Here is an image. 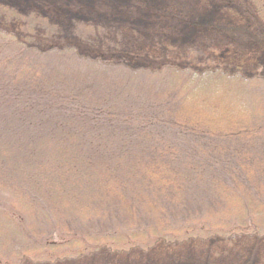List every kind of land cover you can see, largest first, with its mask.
Segmentation results:
<instances>
[{
    "label": "rangeland",
    "instance_id": "obj_1",
    "mask_svg": "<svg viewBox=\"0 0 264 264\" xmlns=\"http://www.w3.org/2000/svg\"><path fill=\"white\" fill-rule=\"evenodd\" d=\"M19 25L32 49L0 44V121L10 124L0 142L27 162L1 164L0 264H35L22 253L44 252L46 242L67 236L66 226L82 237L118 236L161 226L160 217L173 227L208 221L228 189L264 201L262 132L246 142L213 138L173 117L187 80L176 69L264 79V0H0V30ZM22 69L41 77L26 84L14 72ZM38 87L56 96L39 97ZM67 138L74 143L60 146ZM64 149L92 163L81 172L93 178L87 195L99 176L109 187L98 218L51 210L47 191L66 165L34 168ZM154 168L175 185L151 184L145 174ZM40 174L47 182L35 181L38 190L30 177ZM21 197L31 206L24 214L11 206ZM57 264H264V243L159 245Z\"/></svg>",
    "mask_w": 264,
    "mask_h": 264
},
{
    "label": "trees",
    "instance_id": "obj_2",
    "mask_svg": "<svg viewBox=\"0 0 264 264\" xmlns=\"http://www.w3.org/2000/svg\"><path fill=\"white\" fill-rule=\"evenodd\" d=\"M14 29V28H13ZM13 31V32H11ZM10 34H4L0 30V44L17 47L22 51L32 49L28 44V30L23 25L11 30ZM0 39V40H2ZM177 77H183L186 84L181 87V105L179 112L174 117L176 126L188 129L193 133L221 138L226 140L251 141L257 138L260 132L264 136V126H261L264 117V98L260 95L254 96V92L264 93V79L262 77H249L239 71L230 72L222 68H206L204 70L176 69ZM17 78L24 83L38 82V73L20 70L14 71ZM189 74V75H187ZM184 75V76H182ZM180 81V80H179ZM262 88L257 91L256 88ZM39 97L47 95L55 97L52 92L48 94L45 87L33 88ZM260 98V99H259ZM57 108L55 110H61ZM48 111L49 108L47 109ZM42 112V111H41ZM10 124L0 121V130L7 128ZM262 127V128H261ZM24 129V128H23ZM4 138L0 136V139ZM57 141V140H56ZM59 144V142L57 141ZM74 140L67 138L60 146L69 147ZM50 145V144H49ZM52 145H56L52 143ZM51 146V145H50ZM47 148L51 149L49 146ZM59 147V146H58ZM14 145H9L7 139L0 142V180L4 181L3 167L1 164L13 160L20 164L27 162L26 157L15 155ZM82 151L64 149L62 152H52L50 157H45L41 163H36L35 170H46L59 164H65L66 171L60 176L58 183L50 185L47 191L48 203L55 212L67 214H80L88 219L98 218L103 209L100 202L106 196H110L109 187L99 176L93 183L96 188L95 195H87L85 186L93 178L85 175L83 170L92 169V163L83 160ZM11 161V162H13ZM61 168V167H60ZM78 168V169H77ZM68 170V171H67ZM74 170V171H73ZM81 170V171H80ZM25 171V170H23ZM151 184H164V187H171L175 182L162 178V172L157 168L145 174ZM32 185L38 190L42 189L38 179L44 180L43 174L36 177L31 176ZM42 181V182H44ZM47 182V181H45ZM49 182V180H48ZM73 188V189H72ZM85 188V189H84ZM19 194V193H18ZM100 198V199H99ZM227 200L224 202L208 221H200L196 225L169 226L163 217L161 226L154 225L148 229L124 233L118 236H92L82 237L74 234L66 226L67 236L59 238L56 242H46L43 246L44 252H24L21 259L27 262L57 264L73 258H81L88 255L106 252L110 254H129L136 250L151 251L156 247L165 246L168 248L191 243H219L224 241H237L239 239H253L257 245L264 243V201L260 195L256 196L240 193L236 189H228L224 195ZM11 206L13 210L24 214L31 207L25 204L23 197L16 198ZM74 235H73V234ZM5 264V263H2ZM12 264V263H7Z\"/></svg>",
    "mask_w": 264,
    "mask_h": 264
}]
</instances>
